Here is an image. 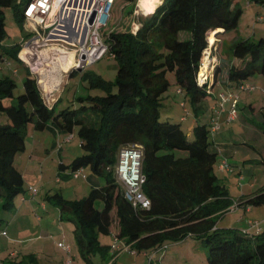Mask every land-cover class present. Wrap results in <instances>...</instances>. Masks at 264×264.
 Masks as SVG:
<instances>
[{
  "label": "trees",
  "instance_id": "16d2710c",
  "mask_svg": "<svg viewBox=\"0 0 264 264\" xmlns=\"http://www.w3.org/2000/svg\"><path fill=\"white\" fill-rule=\"evenodd\" d=\"M26 1L0 0V61L23 63L19 46L6 45L4 40L7 12L16 21H24ZM137 1L115 0L100 31L117 62L115 79L75 68L68 72V78L80 72V83L89 77L88 88L96 87L99 94L88 93L77 100L60 96L49 107L29 69L23 91L16 97V81L0 76V113L7 119L0 124V219L26 192L23 174L14 161L25 148L27 124L32 122L39 131L54 124L77 136L83 150L62 167L71 172L89 168L104 180L81 199L66 200L59 191L47 195L59 208L61 220L72 222L78 256L85 264H94L96 255L102 264L114 257L111 244L102 242L100 235L130 244L134 253L148 252V257L169 243L190 238L206 248L207 264H264V227L248 234L238 228H219L216 222L231 207L263 204L264 187L234 201L216 174L218 152L210 124L195 125L188 132L180 123L162 120L159 113L168 97V73L193 104L209 94V84L200 86L196 80L201 55L211 37L222 39L236 30L241 0H159L136 31L130 24L128 30H116L118 17L133 13ZM231 49L230 86L250 83L257 73L264 80L263 36L235 39ZM218 72L217 66L214 82ZM6 98L15 101L7 104ZM260 128L264 133V120ZM128 144L143 146V191L151 201L149 209H134L116 180V155Z\"/></svg>",
  "mask_w": 264,
  "mask_h": 264
},
{
  "label": "rangeland",
  "instance_id": "374dc122",
  "mask_svg": "<svg viewBox=\"0 0 264 264\" xmlns=\"http://www.w3.org/2000/svg\"><path fill=\"white\" fill-rule=\"evenodd\" d=\"M157 1L159 0H154L155 6L158 4ZM248 1H240L242 13L239 17L236 30L228 32L222 37L223 42L219 48V53L222 58H226L227 55L231 54V42L238 36L242 38L252 37L254 40L262 36L264 38V21L258 20L259 16L264 17V5L252 1V4H249ZM145 2V0H141L140 2L138 0L133 9L134 12L135 10L138 11L137 5L139 4H145V7H147ZM151 9H153L152 6ZM134 12L127 14L125 17L120 14L121 16L118 19L116 18V30H128V24L134 29L135 26L133 27L132 25L136 22V17H145L143 14H136ZM5 22L8 36L5 38L4 43L9 46L17 44L21 48L30 38L28 36L30 33L28 21L18 22L10 12H7ZM214 47L213 45L210 47L209 43L207 52L210 54L211 59L216 60L213 56H216L218 51ZM47 53L48 49L45 48L39 56L43 57ZM217 60L216 62L213 61L215 64L213 73L216 69ZM10 62L11 65L8 68L0 62V76L8 75L16 81L17 86L13 93L14 97H16L23 91V81L27 77L28 69L30 70L31 68L12 59H10ZM63 64L66 68L65 70L59 71L57 77H53L54 75L50 73L51 76H48L46 79L51 82H54V80L56 82L57 80L59 87L63 83V86H66L67 89L59 94L58 92H42V96L46 98L48 105H51L52 101L60 96L77 100L78 96H86L88 93H100V90L96 87L88 88L90 86L89 77H86L80 83V72L68 78V72L73 67L79 68V62L77 58H74V54L70 62L65 60ZM84 68L88 73L101 75L106 80H114L115 72L117 71V62L115 59H111L105 55L102 59ZM15 69L17 72H14ZM50 69L57 72L51 62L32 68L35 72H41L43 74H47L46 70ZM168 79L171 83L167 91L168 97L163 101L160 108L159 113H161V119H168L173 123H180L182 128L188 131L191 127L197 125L193 119L197 104H193L188 96L180 92V88L176 84L172 73H168ZM66 80L68 82L64 84ZM250 84L254 86L255 89L253 90L255 92L253 90L236 91L238 93V102L236 105L237 117L233 121L224 122L225 124H223L222 120L220 122L221 128L227 137L220 142L222 143L220 148H223L224 152L217 151L218 163L215 170L234 201L242 195L256 192L258 189L264 187V133L260 128L264 120V80L257 73L251 78ZM56 93L58 94L57 97H55L57 95ZM14 101L15 98L13 100L12 98H6L4 100L7 104ZM79 103L81 102L77 101V104ZM230 107L231 102H226L224 109L229 110ZM183 115L187 119L184 122L180 119ZM6 121V115L0 113V124H4ZM59 130L58 127H53L52 124H49L42 131L35 130L32 122L28 123L25 128V148L17 153L14 162L21 170V174H23L24 189L26 192L31 193V195L34 194L31 196L33 200L38 202L43 201L44 207L38 203L36 207L34 205V207L30 206L28 208L27 206L29 204L25 205L23 198L17 200L16 206L0 221L1 228L9 226L8 235L3 236V234H0V259L7 257L12 249L16 252L20 249L22 250L24 244L22 245L20 241H23L26 244H30L31 249L36 252L38 260L37 262L29 260L23 263L22 255H12L10 258L12 262L6 261L5 264H15V261H22L16 264H58L68 259L71 260V264H85L78 256L72 233L74 228L72 222L63 218L60 220L58 207L47 200V195L50 192L59 191L66 200L81 199L89 194L93 183L103 185L104 180L96 177L89 168L81 169L79 178H75L72 175L69 167L60 169L62 164H66L67 166L76 157L82 155L83 150L80 147L77 136L67 143L64 141V136H68V134L62 132V136H58L57 131ZM51 143L60 144L62 149L60 159L56 153L47 152ZM216 149L214 147V150ZM223 162H226L229 167L221 169L220 165ZM97 207L102 209L103 206L101 203H98ZM232 208L234 207H231L229 209L230 211L218 218L216 221L217 227L229 229L238 228L244 232L253 229L249 225L250 221H259L261 223V219L264 218V203L248 206V209L245 207H237L231 210ZM17 213L20 215H26L28 213L29 216L27 214L24 217H17V219L7 224L10 218H13V215ZM261 226H264V222L261 223ZM51 234L56 238L51 237ZM63 234H66L67 237L64 238ZM14 235L19 236L21 240L15 238ZM99 238L102 242L107 243L110 241V237L107 235H100ZM59 243H64L66 246L71 245L72 249L70 254L63 255L57 246ZM205 249L200 242L188 238L183 242L174 241L173 243H169L167 248L157 251L156 256L159 258L164 255L166 257L164 264H207V250ZM121 252H125L123 258L126 257L128 259L120 260L119 262L121 263L119 264H137L133 259L129 260L128 256L131 252L127 250ZM41 253L45 254L43 255ZM98 258L97 255L93 258L95 264H98ZM140 258L142 259V257ZM140 263L149 264V261L142 260ZM160 263L158 261L153 262V264Z\"/></svg>",
  "mask_w": 264,
  "mask_h": 264
},
{
  "label": "built area",
  "instance_id": "2783aa9c",
  "mask_svg": "<svg viewBox=\"0 0 264 264\" xmlns=\"http://www.w3.org/2000/svg\"><path fill=\"white\" fill-rule=\"evenodd\" d=\"M115 0H27L23 4V17L28 21L30 33L32 35L20 48L19 58L32 70L33 66L23 57V55L39 56L42 50L56 48L60 50L71 49L74 51V58H77L82 69L90 65L103 56L109 54L112 59L114 56L108 53L107 45L104 42L101 29L107 24L112 5ZM262 20V17H258ZM209 46V43H208ZM202 53V58L198 67L196 80L200 86L208 83L211 86V76L215 64L207 48ZM84 56V58H83ZM5 67H10L8 59H2ZM46 62H51L57 72L46 70L47 74L38 73L32 70V74L41 89V92H51L53 88L59 86V82L52 83L47 81V77L57 76L62 69L59 67L60 59L52 56ZM1 68V66H0ZM77 68V67H73ZM212 72V73H211ZM51 73V75H50ZM254 86L250 83L240 85L237 91L253 90ZM210 91V90H208ZM226 102H231L228 110L227 120L233 121L237 117L236 105L238 93H221L219 96V110L210 122L212 134L221 127L220 113L223 112ZM185 119V116L183 117ZM117 162L115 165V176L118 184L122 187L124 198L134 209H149L151 201L143 191L145 175L142 170L143 165V146L140 144H128L121 146L118 150ZM226 162L221 163L220 168L224 169ZM35 193V192H34ZM249 225L259 232L262 227L258 221H250ZM252 234L249 231H244ZM67 254H70V247L59 243ZM130 251L134 253L130 244L114 238L111 243V252ZM152 256L149 257V260ZM66 264H71L68 259Z\"/></svg>",
  "mask_w": 264,
  "mask_h": 264
},
{
  "label": "crops",
  "instance_id": "0c3cea01",
  "mask_svg": "<svg viewBox=\"0 0 264 264\" xmlns=\"http://www.w3.org/2000/svg\"><path fill=\"white\" fill-rule=\"evenodd\" d=\"M146 2V5H147V12H145V13H143L142 11H140L139 9H138V7H137V9H138V11H136L135 10V12L134 13H136V14H143L145 17L147 16V15H149L150 13H152V10L156 7L155 6V2H154V0H145ZM248 3L249 4H252L251 2H249L248 1ZM255 3H262L263 5H264V0H262L261 2H255ZM242 4V3H241ZM151 6H152V8L153 9H151ZM145 17H136V22H134L133 23V27L135 26V28L133 29V31H136L137 30V28L140 26V21L142 20V18L144 19ZM259 17H262V20H260V21H264V17L263 16H259ZM259 20V19H258ZM263 31V30H262ZM263 35V34H262ZM249 39L250 38H252V37H248ZM248 38H242V37H240V36H238V37H236L235 39H248ZM215 44H213V47H214V45H215V47L214 48H216V51H218L216 54V56H213L216 60H217V58H218V62H217V64H216V67L218 66V69H219V72H218V74H217V76H216V81L214 82V76H215V73H213L212 74V76H211V86H210V91H209V94L205 97V98H202L201 100H199V102L197 103V107L195 108V112H194V122H195V124L197 123V125L198 124H210V122H211V120H212V118L216 115V113L218 112L217 110H219V96H220V94L221 93H223V92H225V93H232V92H234V93H236V91H237V88L236 87H233V86H230L229 85V82H228V69H229V67H230V65H231V57H232V53L231 54H229V55H227V57L226 58H222L221 57V55H220V53H219V48H220V46H221V44H222V40L223 39H218V38H216L215 37ZM234 39V40H235ZM234 40H232V42L234 41ZM232 42H231V44H232ZM73 51V50H72ZM74 52V51H73ZM108 56V55H107ZM103 58V57H102ZM101 58V59H102ZM99 60V59H98ZM216 60H214L213 59V61H215L216 62ZM63 67H64V70L66 69L65 68V66L63 65ZM82 70H85V68H83ZM30 71H31V73H32V70L30 69ZM14 72H17V70L15 69V71ZM33 75V74H32ZM68 81L66 80V82H64V84H66ZM215 84H214V83ZM53 83V82H52ZM64 88H66V86H63V83L60 85V87L59 86H57L56 88H53L52 90H51V92L50 93H54V92H58V94L59 93H61L62 91H64V90H66V89H64ZM254 92H255V90H253ZM57 94V93H56ZM58 94L55 96V97H57L58 96ZM43 97V96H42ZM43 99H44V101H45V103L47 104V101H46V98L45 97H43ZM58 99V98H57ZM57 99H55V100H53L52 101V103H51V105H48L49 107L50 106H52V104L57 100ZM263 113H264V108H263ZM227 115H228V110H224L223 112H221L220 113V122H221V120H222V122H223V124H225L224 122H228V120H227ZM183 117H184V115H183ZM183 117H181L180 119L181 120H183V122H184V120L186 121L187 119L185 118V119H183ZM52 126L54 127V126H56V125H54V124H52ZM57 127V126H56ZM222 127V126H221ZM219 128V130H217L216 132H214V136H213V147H216L217 149H216V151H218L219 150V152L221 151V152H224V150H223V148H220V146H222L221 144L222 143H220L222 140H225L226 139V133L222 130V128ZM192 128V127H191ZM191 128L188 130V132H190V130H191ZM59 129V128H58ZM58 132V136H62L61 134H62V130L60 129L59 131H57ZM65 133V132H64ZM75 136L73 135V134H70V135H65L64 136V141L65 142H70L73 138H74ZM224 146H225V144H224ZM227 146V145H226ZM61 146H60V144L59 143H51L50 144V147L47 149V152L48 153H56L57 154V157L60 159L61 158ZM16 165V164H15ZM18 169H19V167H17ZM63 167H61L60 169H62ZM20 170V169H19ZM80 171L81 170H79V171H75V172H72V175L75 177V178H79L80 177V175H79V173H80ZM86 177V176H85ZM24 178V177H23ZM98 186H100V184L99 183H93V185H92V187H98ZM52 192H50V193H48V194H51ZM61 193V192H60ZM34 194H32L31 195V193H29V192H25V195L23 196V197H20V199L19 200H21V198H23L25 201H24V204L25 205H27V204H29V206H27L28 208L30 207V206H32V207H34V205H35V207H36V204H38V203H40V204H42L43 205V207H44V203H43V201L42 202H38V201H36V200H33V198L31 197V196H33ZM18 205V204H17ZM27 208V209H28ZM237 208V207H236ZM59 209V208H58ZM248 209V208H247ZM231 210H233V209H231ZM19 212V211H18ZM28 214V213H27ZM27 214L26 215H23V214H19V213H17V214H15V215H13L14 217L13 218H10V221H8V223L7 224H9L11 221H14L15 219H17V217H24V216H27ZM59 214H60V210H59ZM28 216H29V214H28ZM6 216H4L2 219H0V221L1 220H3L4 218H5ZM60 220H61V214H60ZM259 222V221H258ZM264 222V218L263 219H261V223H263ZM261 223H260V226H261ZM262 228L264 227V226H261ZM9 226H7V227H2L1 228V223H0V234H3V236H6V235H8V232H9ZM241 230V229H240ZM243 231V230H242ZM250 232L251 233H254L255 232V230H254V228L252 229V230H250ZM2 236V235H1ZM15 236V238H19L20 239V237L19 236H17V235H14ZM61 236V235H60ZM63 236H64V238H66L67 236H66V234H63ZM51 237H55L53 234H51ZM110 237V241L109 242H107L108 244H111L112 242H113V237L112 236H109ZM56 238V237H55ZM1 239V238H0ZM21 240V239H20ZM21 242V244L23 245L24 244V248H22V250L20 249L18 252H16L15 250H11L10 251V253H9V255L7 256V257H5L4 259H0V264H5L6 263V261L7 262H12L11 261V256L13 255V256H18V255H22V261H23V263H25V262H27V261H29V260H32V261H34V262H37V256H36V252L33 250V249H31V247H30V244H26V243H24L23 241H20ZM106 243V242H105ZM58 246V248L61 250V252H62V254L63 255H67V253L65 252V250L60 246V245H57ZM69 247H70V251H71V245H68ZM45 250V249H44ZM24 251V252H23ZM45 252V251H44ZM130 252V251H129ZM17 253V254H16ZM41 254H45V253H41ZM124 254H125V252H121V251H119V252H117V253H115V255H114V257L113 258H111L110 259V261L107 263V264H119V263H121V262H119L120 260H124V259H128V258H126V257H124L123 258V256H124ZM156 254H157V252H155V253H152V258H153V256H154V258H153V260H152V264H153V262L154 261H158L160 264H164V261H165V259H166V257L163 255V256H161V257H157L156 256ZM47 255V254H46ZM149 255H148V252L147 253H132L131 252V254H129V260L131 259H133V261H136L137 262V264H141L140 262H142V260H147V261H149V257H148ZM140 257H142V259L140 258ZM141 259V260H140ZM20 261V260H19ZM22 261H20V262H22ZM66 261L67 260H65V261H61V262H59L58 264H66ZM20 262H17V261H15L14 263L16 264V263H20ZM100 262V260H99V258H98V264H102L101 262ZM94 264H95V262H94Z\"/></svg>",
  "mask_w": 264,
  "mask_h": 264
},
{
  "label": "bare ground",
  "instance_id": "6f19581e",
  "mask_svg": "<svg viewBox=\"0 0 264 264\" xmlns=\"http://www.w3.org/2000/svg\"><path fill=\"white\" fill-rule=\"evenodd\" d=\"M141 0H139L140 2ZM138 6V9L140 11H142L143 13L147 12V7H145V4L142 5V4H139L137 5ZM215 38H212L211 42H210V47H212V45L214 44L215 42ZM74 52L71 50V49H65V50H60V49H56L55 47L54 48H50L48 49V53L47 55L43 56V57H40V56H31V55H23V57L27 60V62H29L30 64H32L33 66L37 67V66H41V64H46L47 62V59H49L50 57L52 56H57L59 59H60V63H59V67L64 70V67H63V62L65 60H68L69 62L72 60V56H73ZM45 61V62H44ZM42 67H44L42 65ZM51 72H55L54 70L50 69ZM53 77H57V76H53ZM53 83H57V80Z\"/></svg>",
  "mask_w": 264,
  "mask_h": 264
},
{
  "label": "water",
  "instance_id": "95a60500",
  "mask_svg": "<svg viewBox=\"0 0 264 264\" xmlns=\"http://www.w3.org/2000/svg\"><path fill=\"white\" fill-rule=\"evenodd\" d=\"M83 58H84V56H83ZM77 69H78L79 71H81V70H82V68H80V67H79V68H77Z\"/></svg>",
  "mask_w": 264,
  "mask_h": 264
}]
</instances>
